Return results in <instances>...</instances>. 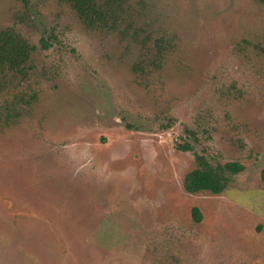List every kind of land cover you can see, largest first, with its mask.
<instances>
[{
  "label": "rangeland",
  "instance_id": "obj_1",
  "mask_svg": "<svg viewBox=\"0 0 264 264\" xmlns=\"http://www.w3.org/2000/svg\"><path fill=\"white\" fill-rule=\"evenodd\" d=\"M149 1L161 57L59 0H0V27L58 36L34 109L0 124V264H264V0ZM196 153L245 169L193 194Z\"/></svg>",
  "mask_w": 264,
  "mask_h": 264
},
{
  "label": "trees",
  "instance_id": "obj_2",
  "mask_svg": "<svg viewBox=\"0 0 264 264\" xmlns=\"http://www.w3.org/2000/svg\"><path fill=\"white\" fill-rule=\"evenodd\" d=\"M27 1V0H25ZM67 4L76 14L82 25L89 31L96 30L130 35L132 39L144 34L143 44H151L147 54L163 56L167 50L168 37L164 33H154L151 21L144 17L150 8L149 0H59ZM27 3V2H26ZM58 40L53 32L49 37L42 36L38 44H32L15 26L0 27V124L11 127L21 117L34 109L39 99L36 85L31 83L36 75L35 55L42 49L48 50L52 41ZM164 53V54H163ZM156 58L153 59V62ZM154 65H156L154 63ZM36 83L40 84L39 81ZM182 151H193L189 143L178 145ZM198 167L189 172L184 187L190 193L209 191L220 194L227 188L232 175L244 171L245 166L238 162L213 165L205 156L196 153ZM264 181V168L262 170ZM196 220H201L197 208Z\"/></svg>",
  "mask_w": 264,
  "mask_h": 264
}]
</instances>
